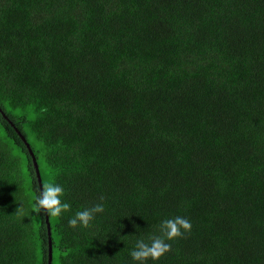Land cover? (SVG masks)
I'll list each match as a JSON object with an SVG mask.
<instances>
[{
  "label": "trees",
  "instance_id": "1",
  "mask_svg": "<svg viewBox=\"0 0 264 264\" xmlns=\"http://www.w3.org/2000/svg\"><path fill=\"white\" fill-rule=\"evenodd\" d=\"M17 129L70 205L52 264H134L177 215L147 264H264V0H0V264H48Z\"/></svg>",
  "mask_w": 264,
  "mask_h": 264
},
{
  "label": "clouds",
  "instance_id": "2",
  "mask_svg": "<svg viewBox=\"0 0 264 264\" xmlns=\"http://www.w3.org/2000/svg\"><path fill=\"white\" fill-rule=\"evenodd\" d=\"M64 194L65 189L60 184L46 183L43 190L33 198L31 207L46 210L53 218L60 217L70 208V205L62 199ZM24 207L23 203L18 210L22 212ZM102 212H104V205L101 203L84 208L68 219V226L73 229L88 228L96 214ZM190 229L191 222L183 216L177 215L174 218L163 219L159 224L160 235L149 236L147 239L137 238L129 251V256L134 264H147L149 259L156 261L169 251L171 247L169 241L182 236Z\"/></svg>",
  "mask_w": 264,
  "mask_h": 264
},
{
  "label": "water",
  "instance_id": "3",
  "mask_svg": "<svg viewBox=\"0 0 264 264\" xmlns=\"http://www.w3.org/2000/svg\"><path fill=\"white\" fill-rule=\"evenodd\" d=\"M17 132L19 133V135L21 136L22 140L24 141V143L26 144L30 155L32 156L33 159V164L36 170V175H37V179H38V184L40 187V190H43V181H42V176H41V172H40V168H39V164L37 161V157L30 145V143L28 142L26 136L19 130L17 129ZM46 221H47V226H48V235H49V252H48V264H52L53 261V246H52V237H51V224L49 221V214L48 212H46Z\"/></svg>",
  "mask_w": 264,
  "mask_h": 264
}]
</instances>
